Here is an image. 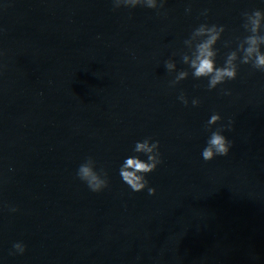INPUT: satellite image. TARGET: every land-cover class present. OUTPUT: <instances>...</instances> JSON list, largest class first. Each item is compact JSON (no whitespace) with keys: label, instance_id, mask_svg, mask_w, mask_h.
<instances>
[{"label":"clouds","instance_id":"9594fccd","mask_svg":"<svg viewBox=\"0 0 264 264\" xmlns=\"http://www.w3.org/2000/svg\"><path fill=\"white\" fill-rule=\"evenodd\" d=\"M165 0H113L114 9L121 6L135 8L143 6L150 9H158L164 6ZM191 11V9H186ZM207 15V10L202 13ZM243 28L250 33L242 40H239L236 50L230 51L225 59L224 65L217 67L216 56L218 50L215 48L217 42L221 39L222 33L225 31L222 25L201 24L191 33L189 39L184 41L185 46L191 53L185 52L182 54V61L192 70V76L196 79L208 78V89L212 90L224 83L226 80H234L238 75L237 61L240 64L251 65L253 69L264 72V51L261 46L264 45V34H261V29L264 28V11L259 9L253 10L251 13L244 12ZM230 42H225V47H229ZM242 54V55H241ZM165 67L169 73L176 69V63L172 60L165 62ZM189 72L186 70L179 71L175 78L170 81V85L175 87L180 81L186 79ZM229 94V93H225ZM178 99L187 106L189 101L185 94L181 92ZM193 106H198L199 99L191 101ZM221 120L218 113L211 115L207 122L208 126L217 124ZM223 128L213 131L207 141V146L202 151V157L205 161H210L216 156H227L232 142L223 134ZM133 151L147 156V161L142 160L139 156L133 155L127 157L122 163L119 174L132 191L141 192L147 188L149 195H154L155 188L148 187L146 175L155 171L161 163L159 153V141H153L151 138H145L142 141L135 143ZM79 180L84 182L92 192H101L108 187L109 181L107 173L103 170H96V162L93 158L88 157L82 163L76 173ZM17 209L12 208L15 212ZM17 253L23 254L26 246L17 242L13 245Z\"/></svg>","mask_w":264,"mask_h":264}]
</instances>
